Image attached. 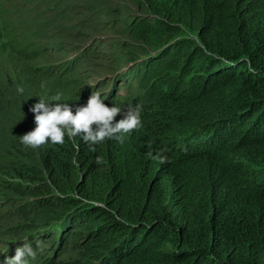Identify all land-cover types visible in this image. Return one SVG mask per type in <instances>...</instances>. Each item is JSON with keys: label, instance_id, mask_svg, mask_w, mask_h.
<instances>
[{"label": "trees", "instance_id": "16d2710c", "mask_svg": "<svg viewBox=\"0 0 264 264\" xmlns=\"http://www.w3.org/2000/svg\"><path fill=\"white\" fill-rule=\"evenodd\" d=\"M135 2L121 31L142 126L95 145L25 146L26 122L0 136V219L23 218L0 224V261L31 242L30 264H264V0Z\"/></svg>", "mask_w": 264, "mask_h": 264}, {"label": "rangeland", "instance_id": "374dc122", "mask_svg": "<svg viewBox=\"0 0 264 264\" xmlns=\"http://www.w3.org/2000/svg\"><path fill=\"white\" fill-rule=\"evenodd\" d=\"M14 7L7 15L0 8V136L10 138L24 122L26 132L32 130L34 114L29 109L41 95L62 94L72 103V96L61 87L75 79L88 87L85 100L91 91L100 92L109 105L128 106L141 97L135 77L124 74L132 64H127V53L136 51V42L121 31L125 17L129 20L130 13L141 12L135 0H90L81 6L79 0H15ZM110 9L117 13L113 16ZM31 21L38 23L32 33L41 46H30L24 33ZM124 29V33L130 29L127 21ZM62 69L67 78L58 76ZM18 86L23 93L17 92ZM5 178L0 174V180ZM22 221L0 219V224ZM5 233L0 239H10Z\"/></svg>", "mask_w": 264, "mask_h": 264}, {"label": "clouds", "instance_id": "9594fccd", "mask_svg": "<svg viewBox=\"0 0 264 264\" xmlns=\"http://www.w3.org/2000/svg\"><path fill=\"white\" fill-rule=\"evenodd\" d=\"M14 3L15 0L0 1L4 15L15 9ZM37 27L38 23L34 24V21H31L27 25V30L25 29V35L29 36V45L32 47L43 45L32 33V29ZM62 71L63 69L60 73ZM44 86L42 83L41 87ZM23 91L22 87H17V92ZM69 99L62 94L39 96L38 101L29 109L34 114L35 127L18 137L19 141L32 148L45 143L63 144L66 136L69 138L79 136L90 145L104 142L106 139L123 143L133 130L142 126V108L138 104L109 105L104 103L107 98L98 91H91L84 104L69 103L67 102ZM118 115L120 119L117 120L115 118ZM7 247L8 245L5 251ZM7 253L12 256L5 255L0 264H30L29 258L36 255L31 242H23Z\"/></svg>", "mask_w": 264, "mask_h": 264}, {"label": "bare ground", "instance_id": "6f19581e", "mask_svg": "<svg viewBox=\"0 0 264 264\" xmlns=\"http://www.w3.org/2000/svg\"><path fill=\"white\" fill-rule=\"evenodd\" d=\"M248 172V171H247ZM221 219V218H220ZM159 220V219H158ZM139 222V221H138ZM68 225V224H67ZM55 229V228H54ZM97 240V239H96ZM102 246V245H101ZM13 255H14V253H13Z\"/></svg>", "mask_w": 264, "mask_h": 264}]
</instances>
